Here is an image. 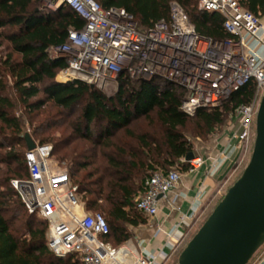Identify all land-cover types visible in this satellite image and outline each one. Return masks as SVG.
I'll return each mask as SVG.
<instances>
[{"label":"trees","instance_id":"1","mask_svg":"<svg viewBox=\"0 0 264 264\" xmlns=\"http://www.w3.org/2000/svg\"><path fill=\"white\" fill-rule=\"evenodd\" d=\"M95 1L123 8L142 28L168 21L175 1L199 34L228 36L222 17L200 10L196 0ZM237 1L256 15L264 13V0ZM40 2L0 0V264H82L73 253L59 257L49 249L47 222L27 213L11 186L12 179L28 176L26 122L34 141H54L53 155L67 165L85 210L102 213L109 230L104 240L117 247L131 238L133 227L146 223L135 208L145 179L155 171L187 170L183 159L193 151L188 132L209 138L229 112L251 101L255 87L250 81L221 107L189 116L179 109L182 90L162 78H123L111 96L82 81H56L64 63L49 57L47 49L62 44L68 30L80 29L84 21L66 4L49 10ZM7 90L22 109L18 115ZM49 127L59 136L36 140L34 135Z\"/></svg>","mask_w":264,"mask_h":264},{"label":"built area","instance_id":"2","mask_svg":"<svg viewBox=\"0 0 264 264\" xmlns=\"http://www.w3.org/2000/svg\"><path fill=\"white\" fill-rule=\"evenodd\" d=\"M196 3L200 10L222 17L228 36L215 39L199 34L175 1L170 3L168 21L161 19L142 28L123 8H103L95 0H45L44 8L56 10L66 4L84 21L80 29L70 28L65 41L50 46L47 54L64 63L57 81H82L108 96L117 91L123 78H162L182 90L179 109L189 116L199 109L221 107L252 81L253 98L234 111L233 148L239 162L253 143L255 115L264 93V13L256 15L237 0ZM34 142V148L24 153L27 178L10 183L27 213L47 222L49 249L59 257L73 253L82 264H154L142 255L133 237L117 247L104 240L109 230L102 213L85 210L67 165L52 160L53 145ZM227 159V151L219 152L209 172L218 171ZM186 162L193 169L202 159L194 156ZM179 179L176 168L153 172L135 199L136 210L146 218L154 217L158 200Z\"/></svg>","mask_w":264,"mask_h":264},{"label":"water","instance_id":"3","mask_svg":"<svg viewBox=\"0 0 264 264\" xmlns=\"http://www.w3.org/2000/svg\"><path fill=\"white\" fill-rule=\"evenodd\" d=\"M93 87V86H92ZM26 150L35 146L25 133ZM194 157L189 152L184 160ZM239 153L220 175L224 180ZM264 244V93L255 115L254 140L247 164L238 178L187 241L176 264H248Z\"/></svg>","mask_w":264,"mask_h":264},{"label":"crops","instance_id":"4","mask_svg":"<svg viewBox=\"0 0 264 264\" xmlns=\"http://www.w3.org/2000/svg\"><path fill=\"white\" fill-rule=\"evenodd\" d=\"M236 129V119H233L224 130L210 136L206 142L193 141L192 152L202 159L201 165L180 171L177 184L158 200L156 215L131 229L134 243L142 255L154 260V264L170 261L223 191L224 182L219 177L236 155L233 148ZM223 150L228 153L227 161L218 171L210 173L211 160ZM256 253L253 264H264V244Z\"/></svg>","mask_w":264,"mask_h":264},{"label":"rangeland","instance_id":"5","mask_svg":"<svg viewBox=\"0 0 264 264\" xmlns=\"http://www.w3.org/2000/svg\"><path fill=\"white\" fill-rule=\"evenodd\" d=\"M44 1L45 0H41V2H40V5L42 7H44V5H43ZM55 80L57 81L56 76H55ZM6 93H8V95H10L11 97L13 95L10 90H7ZM13 99H14V102H15L14 111L18 115V114H20V112H21L22 109L20 108V105H19V103H17L16 99L15 98H13ZM233 119H236V118L234 117V111H231L227 115V122L225 123V125L219 131H216L212 135L219 134L222 130H224V128L228 125L229 122H232ZM24 121H27V119H24ZM31 129H32V125H29V122L27 121L26 124L24 125V132H26L28 134H31L32 133V130ZM52 134H53V137L54 138H56L57 136H59V132H58L57 128L49 127L48 129H43L42 132H38V134L37 135H34V137L36 138V140H40L42 137H46L47 135H52ZM212 135H210V136H212ZM188 137H189V139H190L191 142L195 141L196 139H198L201 142H206L208 140V138L207 139H204L202 136H200V137L194 136L193 133L191 134L190 132H188ZM253 140H254V135H253ZM49 142L50 143H53L54 141L52 139H50ZM252 146H253V143L251 145H249V148L246 150V152L242 156L241 160L239 162H237L235 164V166L233 167V169L229 172V174L227 175V177H226V179L224 181L225 183H224L223 191L217 195V197L214 199V201L212 202V204L209 206V208L207 209L206 213L204 214V216L202 217V219L200 220V222L196 226V228L188 236V238L181 245V247L175 252L174 256L170 259V261L167 264H176L178 254L181 251V249L184 247V245L187 243V241L191 238V236L195 233V231L199 228V226L202 224V222L206 219V217L212 211V209L214 208V206L216 205V203L221 199V197L224 194V192L228 189V187L241 174L242 170L244 169L245 165L247 164V162L249 160V157H250V154H251V150H252ZM56 157H57V153L56 154L54 153V155L52 156V160H54V161L57 162L58 159ZM97 211H100V210H97ZM35 217H37L38 219H41L38 216H35ZM257 255H258L257 253L254 254L253 257L251 258V260L248 262V264H253V262L255 261V259L257 257Z\"/></svg>","mask_w":264,"mask_h":264}]
</instances>
